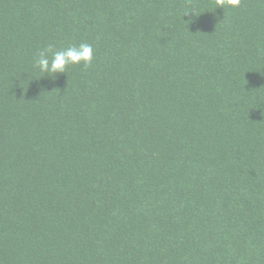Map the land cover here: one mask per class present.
I'll return each instance as SVG.
<instances>
[{
	"label": "trees",
	"instance_id": "obj_1",
	"mask_svg": "<svg viewBox=\"0 0 264 264\" xmlns=\"http://www.w3.org/2000/svg\"><path fill=\"white\" fill-rule=\"evenodd\" d=\"M217 7L0 0V264H264V0Z\"/></svg>",
	"mask_w": 264,
	"mask_h": 264
},
{
	"label": "clouds",
	"instance_id": "obj_2",
	"mask_svg": "<svg viewBox=\"0 0 264 264\" xmlns=\"http://www.w3.org/2000/svg\"><path fill=\"white\" fill-rule=\"evenodd\" d=\"M218 7H239L241 0H216ZM94 59V49L91 43L82 42L68 45L59 50H54L53 45L41 49L35 56L34 68L42 74L55 78L56 74H65L71 65H83L88 68Z\"/></svg>",
	"mask_w": 264,
	"mask_h": 264
}]
</instances>
